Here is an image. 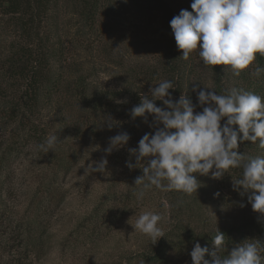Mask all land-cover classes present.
Here are the masks:
<instances>
[{
  "label": "rangeland",
  "instance_id": "rangeland-1",
  "mask_svg": "<svg viewBox=\"0 0 264 264\" xmlns=\"http://www.w3.org/2000/svg\"><path fill=\"white\" fill-rule=\"evenodd\" d=\"M82 2L57 0L38 39L23 24L25 7L16 13L0 0V264H192L189 253L203 235L264 216L233 190L239 168L220 180L197 176L201 185L191 196L153 189L138 202L134 181L143 173L126 167L127 149L154 129L142 118L132 121L129 110L164 80L173 82L174 99L187 92L202 111L194 82L219 94L239 87L264 97L261 77L206 68L195 53L180 58L170 20L192 11V0H100L94 19ZM42 54L48 68L31 99ZM257 59L264 67V57ZM107 116L117 123L111 131L101 127ZM120 131L130 134L128 145L107 156L103 173L94 172L89 164ZM51 135L58 142L45 151ZM240 151L264 155L251 142ZM141 209L165 216V237L155 244L130 224Z\"/></svg>",
  "mask_w": 264,
  "mask_h": 264
},
{
  "label": "clouds",
  "instance_id": "clouds-1",
  "mask_svg": "<svg viewBox=\"0 0 264 264\" xmlns=\"http://www.w3.org/2000/svg\"><path fill=\"white\" fill-rule=\"evenodd\" d=\"M190 7L192 11L181 9L170 20L182 51L180 58L187 61L195 53L204 67L222 65L225 74L237 78L245 71L255 78L264 74L257 59L264 57V0H192ZM192 86L202 111L196 110L187 92L174 99L169 90L175 86L170 80L150 87L149 94H141L140 102L129 110L132 121L142 118L154 129L141 137L137 147L127 149L126 167L143 173L134 181L137 201L143 202L153 189L191 196L201 185L197 176L220 180L232 169L242 168V177L233 179V190L242 197L247 195L252 210L264 216V155L246 157L240 151L245 142L264 150V97L239 87L219 94L198 82ZM105 126L111 131L117 123L107 116L101 127ZM130 139L127 131L109 137L105 156L89 166L103 173L109 163L107 156L125 148ZM57 142V135H51L41 147L54 150ZM161 203L164 209L169 207L167 200ZM133 216L136 219L130 224L134 230L153 244L165 237L162 213L141 209ZM225 247V234L218 228L211 248L194 243L189 253L192 264H264V245L254 239L244 240L226 256L222 255Z\"/></svg>",
  "mask_w": 264,
  "mask_h": 264
},
{
  "label": "trees",
  "instance_id": "trees-1",
  "mask_svg": "<svg viewBox=\"0 0 264 264\" xmlns=\"http://www.w3.org/2000/svg\"><path fill=\"white\" fill-rule=\"evenodd\" d=\"M23 0H8L10 7L12 6L13 10L17 12L27 13V18L24 19L23 24L27 30H32V33L40 39V34L37 33V27L39 24L43 22V19L48 16L51 7L55 5L57 0H24L23 7L22 6ZM99 1L100 0H83V10L86 18L94 19L96 16L97 9L99 8ZM21 7V8H20ZM171 15V13H170ZM172 16V15H171ZM175 16V15H174ZM23 20V19H22ZM28 33V32H27ZM48 68L47 58L42 54L38 57L34 63L32 73H31V80H30V90H31V99L36 97L37 92L40 89V85L42 83L41 76L43 71ZM47 79L49 77H46ZM262 86L261 90H264V74L261 75ZM54 84L57 83L56 80L53 81ZM80 90V89H79ZM81 94L83 91H79ZM107 100V98H106ZM104 102V101H103ZM256 148L258 146L256 145ZM261 150V149H259ZM264 152V150H261ZM240 172H242V168H239ZM238 169V170H239ZM241 175V174H240ZM242 176V175H241ZM225 234V242L226 247L225 251L222 255H227L228 250L230 251L236 245L242 243L246 239H254L258 245H264V220H256L250 223H245L239 227H229L220 229ZM215 232L207 233L206 235L202 236L203 243L201 246H208L211 248L212 246V236H214ZM264 254V253H262ZM206 259H211L210 256L206 255Z\"/></svg>",
  "mask_w": 264,
  "mask_h": 264
}]
</instances>
